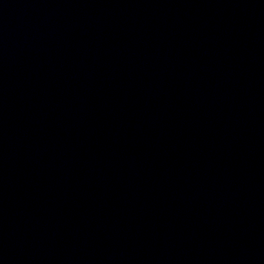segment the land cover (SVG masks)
Instances as JSON below:
<instances>
[{
  "label": "water",
  "instance_id": "1",
  "mask_svg": "<svg viewBox=\"0 0 264 264\" xmlns=\"http://www.w3.org/2000/svg\"><path fill=\"white\" fill-rule=\"evenodd\" d=\"M0 264H264V0H0Z\"/></svg>",
  "mask_w": 264,
  "mask_h": 264
}]
</instances>
